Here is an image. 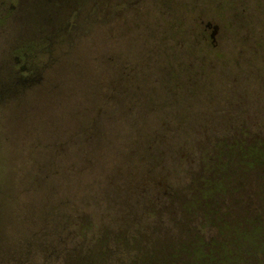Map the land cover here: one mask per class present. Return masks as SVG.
I'll return each mask as SVG.
<instances>
[{"label":"rangeland","instance_id":"374dc122","mask_svg":"<svg viewBox=\"0 0 264 264\" xmlns=\"http://www.w3.org/2000/svg\"><path fill=\"white\" fill-rule=\"evenodd\" d=\"M252 143L264 0H0V264H195L194 241L264 264ZM220 163L195 231L203 208L183 205Z\"/></svg>","mask_w":264,"mask_h":264},{"label":"trees","instance_id":"16d2710c","mask_svg":"<svg viewBox=\"0 0 264 264\" xmlns=\"http://www.w3.org/2000/svg\"><path fill=\"white\" fill-rule=\"evenodd\" d=\"M44 41V40H43ZM38 42H34V44H28L26 45L27 49L24 51V58L26 56H30L32 53H34V48L36 46H39ZM42 47V46H40ZM27 54V55H26ZM28 70V69H26ZM29 71L24 72L25 75ZM17 87H23V83H18V85H14ZM9 86L8 84L1 86V91L4 89H8ZM5 92H8L5 91ZM241 149V158L245 161L244 164L247 165L249 168H253L254 166L258 164H264V149L255 143L249 144L246 147H242ZM211 167V168H210ZM209 169L212 171H219L220 174L219 177L214 178L213 176H209L207 178H202L200 179V186L197 190H192V194L190 196V200L185 203L183 206L185 208H196L201 207L203 208V216L205 221L200 223L201 225L195 227V231L200 230V227L206 226L207 222H213L215 220L216 215H218V212L214 209V206L210 202V200L215 199V196L217 194H221L227 190L228 183H226L227 179V169L229 167V163H220V164H214L210 166ZM209 171V170H208ZM229 178V176H228ZM219 220H223L221 217L217 218ZM209 220V221H207ZM226 224L223 225V228L230 229V225L228 222H225ZM239 226V225H238ZM234 227L236 230L239 231V236H242L243 238L245 237L247 240L252 239L253 236V231L255 230H248V229H243L241 230V227ZM201 231V230H200ZM190 246L192 247V260L195 262V264H211L215 258L216 255L219 254L218 251H213L211 249L209 250H204V247L206 248V244H203L201 241H194L193 243H190ZM222 259H220V262ZM219 262V263H220Z\"/></svg>","mask_w":264,"mask_h":264}]
</instances>
